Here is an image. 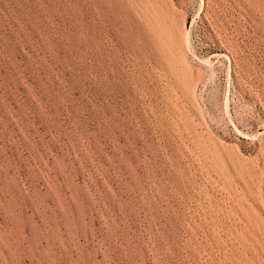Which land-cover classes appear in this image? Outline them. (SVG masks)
Returning <instances> with one entry per match:
<instances>
[{"label":"rangeland","instance_id":"obj_1","mask_svg":"<svg viewBox=\"0 0 264 264\" xmlns=\"http://www.w3.org/2000/svg\"><path fill=\"white\" fill-rule=\"evenodd\" d=\"M0 264H264V0H0Z\"/></svg>","mask_w":264,"mask_h":264}]
</instances>
